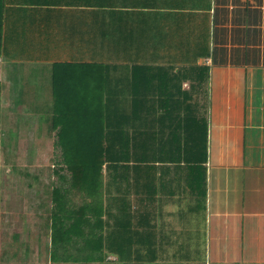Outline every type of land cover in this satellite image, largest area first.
<instances>
[{
    "label": "crops",
    "instance_id": "obj_1",
    "mask_svg": "<svg viewBox=\"0 0 264 264\" xmlns=\"http://www.w3.org/2000/svg\"><path fill=\"white\" fill-rule=\"evenodd\" d=\"M1 17L0 86L60 80L72 55L135 86L124 113L166 157L136 162L124 190L150 249L132 264H264V0H6ZM26 234L9 252L0 234V260H21Z\"/></svg>",
    "mask_w": 264,
    "mask_h": 264
},
{
    "label": "trees",
    "instance_id": "obj_2",
    "mask_svg": "<svg viewBox=\"0 0 264 264\" xmlns=\"http://www.w3.org/2000/svg\"><path fill=\"white\" fill-rule=\"evenodd\" d=\"M5 3L0 0V57L6 45L1 17ZM65 62L78 64L79 68L54 69L61 79L50 85L49 109L41 118L57 150L51 170L54 178L44 191L48 197V207L44 202L50 243L48 263L132 264L140 256L148 259L149 246L134 245L130 225L133 214L124 212L123 206L129 202L124 190L132 184L129 178L136 162L148 165L151 157L164 159L166 151L157 154L150 150L148 133L141 134L132 114L124 113H132L137 106L133 84L102 79L95 62ZM27 86L19 85L16 90L14 104L18 112L14 116L20 115V97ZM138 140L144 142L138 144ZM196 152L191 149L184 155L188 153L191 158ZM122 181L127 184L123 190ZM109 253L116 256L115 261L106 259Z\"/></svg>",
    "mask_w": 264,
    "mask_h": 264
},
{
    "label": "rangeland",
    "instance_id": "obj_3",
    "mask_svg": "<svg viewBox=\"0 0 264 264\" xmlns=\"http://www.w3.org/2000/svg\"><path fill=\"white\" fill-rule=\"evenodd\" d=\"M70 57L78 62L76 56ZM102 60L99 58V62ZM34 63L36 66L39 64ZM41 69L50 73L45 67ZM36 70L40 72L39 65ZM51 83V79H43L40 84L23 87L24 91L20 97L22 109L19 116L13 115L18 112L13 103L18 87L0 86L2 93L0 94V222L3 226L6 223L10 224L9 229L5 226L0 229L2 240H7L4 249L9 252L7 247L11 248V241L20 239V233H27L25 236L27 245L21 247H17V244L12 245L13 249L20 251L21 260L15 258L14 262L8 261V264H50L48 263L50 243L47 235L45 237V233L48 232L45 226L47 210L44 205L45 202L48 207V197L44 191L45 186H48L49 181L54 178L51 170L57 150L53 148L54 137L48 135L44 123L41 121L39 126L32 116L35 112H38L37 114L48 112ZM43 136L46 137L45 142ZM24 225L27 231H23ZM12 232L14 235L11 234ZM195 243H199L198 239ZM191 248L196 254L193 256L202 257L203 247L200 244ZM114 257L112 255L106 259L115 261ZM1 259L0 261L4 260Z\"/></svg>",
    "mask_w": 264,
    "mask_h": 264
}]
</instances>
